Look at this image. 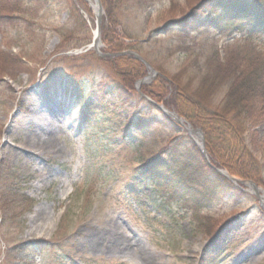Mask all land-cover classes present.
Returning a JSON list of instances; mask_svg holds the SVG:
<instances>
[{
	"label": "rangeland",
	"instance_id": "1",
	"mask_svg": "<svg viewBox=\"0 0 264 264\" xmlns=\"http://www.w3.org/2000/svg\"><path fill=\"white\" fill-rule=\"evenodd\" d=\"M121 1L118 17L135 37L147 41L143 54L172 73L180 70L181 45L208 54L213 48L207 43L222 45L231 29L218 21L214 25L220 27L211 28L209 19L218 14L203 8L199 15L208 14L202 19L206 26L200 28L197 21L162 35L161 42L171 45L166 54H174L156 56L159 47L150 35L166 21L188 15L200 0ZM40 2L45 3L39 9ZM0 14L15 18L12 27L0 21V52L21 64L0 70V203L5 205L4 211L0 207V264H264V205L250 188L209 180L214 199L204 203V216L194 225L186 216V199L170 192L169 200H163L161 191L140 176L139 166L154 151L155 140L162 147L176 134L151 123L157 113H146L145 102L116 100L109 62L82 57L96 29L85 0H0ZM243 14L234 15L247 24ZM248 28L242 35L255 33ZM106 46L102 42L103 54L109 52ZM261 73L264 77V67ZM222 78L217 73L211 83L218 85L212 92L217 100L228 89ZM59 95L76 114L56 117L55 151L60 152L33 164L24 155L26 137L40 115L52 112L47 105ZM259 106L248 135L247 123L240 130L260 162L262 180L257 183L264 191V95ZM133 117L150 123L143 131L126 130ZM37 166L52 177L38 192L35 184L42 178L41 171H34ZM263 191L258 194L264 196ZM36 215L38 223L57 222L28 237Z\"/></svg>",
	"mask_w": 264,
	"mask_h": 264
},
{
	"label": "trees",
	"instance_id": "2",
	"mask_svg": "<svg viewBox=\"0 0 264 264\" xmlns=\"http://www.w3.org/2000/svg\"><path fill=\"white\" fill-rule=\"evenodd\" d=\"M101 1L105 9L101 38L107 44V50L111 52L134 50L141 53L160 75L152 84L142 85L141 92H137L136 83L148 74V69L141 61L132 56H118L104 61L94 52L82 57L93 56L99 62H109L115 75L113 93L118 94L116 100H123L125 103L136 97L140 102H145L146 113H157L151 123L163 125L176 134V137L166 141L163 147L155 141L158 148L150 154L154 157L143 162L139 170L143 178L152 182L156 191L159 193L161 191V195L159 194L161 199L169 200L170 192L177 194L178 198L187 199L189 203L184 206L186 216H189L195 225L201 216H204L202 213L204 203L209 205L214 199L208 181L212 180L215 185L229 186L228 181L209 169L199 149L176 122L163 116L141 95L143 93L152 101L177 111L194 127L201 128L206 135L208 153L220 167L242 179L260 183V162L257 161L254 151L250 149L248 141L241 138L240 125L250 122L255 111L261 107L259 104L264 95V77L261 73L264 67L263 43L256 42L255 37L250 35L228 41L222 48L215 44L211 46L213 49L208 54L205 51H197V47L183 45L185 50L180 61V70L172 73L152 58H147L142 52V47L146 43L138 41V37L124 27L118 17L123 1ZM145 1L150 4L154 0ZM202 2L205 3V7H210L213 11L220 10L224 14L229 11H244L245 14L247 12L250 14L248 18L253 21L254 28L258 25L264 28V14L258 9L264 4V0H252L250 7H247L249 6L247 3L244 5L246 8L239 4L232 5L233 3L227 0ZM44 3L40 2L39 9ZM197 5L192 7L194 11L191 15L181 17L180 20L166 21L160 31L156 32V37L151 38V41L159 47L158 53L155 51L156 56L163 54L168 58L172 57L173 52L166 54V51L171 49V45L168 42L162 43L161 35L190 25L197 15L195 12L202 6L197 8ZM12 19L15 18L0 14V21L6 20L10 27L13 24ZM13 65L21 66L16 57L0 52V70H10ZM217 73L223 77L221 83L228 88L218 100L216 95L212 96V92L217 91L218 85L211 84ZM149 123V119L133 117L128 120L126 130L143 131ZM3 181L0 179V182ZM3 185L0 183V190ZM0 207L4 211L3 203H0Z\"/></svg>",
	"mask_w": 264,
	"mask_h": 264
},
{
	"label": "bare ground",
	"instance_id": "3",
	"mask_svg": "<svg viewBox=\"0 0 264 264\" xmlns=\"http://www.w3.org/2000/svg\"><path fill=\"white\" fill-rule=\"evenodd\" d=\"M90 4L93 8H95L94 7L95 5L91 1H90ZM63 100H64L63 97L60 96L58 99L53 101L51 108L53 110H56L58 102L62 103ZM49 105L50 104H48L47 106ZM40 107L41 106H39V109ZM53 110H52V113H49L48 115H45V116L40 115L39 121L37 119L33 123L34 130L30 134V136L26 137L27 141L24 147V153L26 154L24 155H26V158L30 159L29 161L32 162L33 164L37 163L38 165H40L39 161L41 162L44 161L46 156L49 155L50 153H53L54 155H58L60 152L59 149L55 151L58 138L54 137L55 135H57V133H56L55 127L53 126V119L54 117H56L55 112L57 111L54 112ZM63 112L64 110H62L61 112L62 115H63ZM42 114H45V113H42ZM75 114L76 112L72 110V116H74ZM61 123H64V119ZM34 171L36 172L41 171L40 176L42 179L39 180L37 184H35V190L38 192L39 190L43 189L44 184L48 183V181H50L52 177L49 176V174H45L42 171V168H40V166L39 167L37 166V169H34ZM262 202L264 203V196L262 198ZM38 218L39 216L37 215L34 217H31L30 226L33 229V231L29 233L28 237L36 232L41 233L46 230H49L51 227H54L57 222V218H51L50 222L42 221L41 223L40 222L38 223ZM106 231L108 234H110L111 228L108 227Z\"/></svg>",
	"mask_w": 264,
	"mask_h": 264
},
{
	"label": "water",
	"instance_id": "4",
	"mask_svg": "<svg viewBox=\"0 0 264 264\" xmlns=\"http://www.w3.org/2000/svg\"><path fill=\"white\" fill-rule=\"evenodd\" d=\"M95 2H96V4H97V12H96V18L98 19V22H97V28H98V30L100 31V25H101V22H102V17H101V15H102V6H100V4H99V0H95ZM97 43H98V39L96 38V41H95V44H94V46H95V49H97ZM119 55H125V54H131L132 56H134L136 59H138V60H141V61H143L146 65H147V67H148V69H150V71L151 72H153V69L152 68H150V66L147 64V62L144 60V59H142V57L141 56H138L136 53H134V52H129V53H118ZM149 78H150V76L149 77H147V78H145L144 80H141V82L139 83V85H141V83H144V82H146V81H148L149 80ZM139 85H138V87H139ZM148 101H150L149 99H148ZM151 102V101H150ZM153 103V102H152ZM155 105L158 107V109L161 111V112H163V113H165L167 116H169L174 122H177L178 124H180L190 135H196L197 137L199 136V138L201 139V145H200V148H201V153L204 155V157H205V159H206V161H207V164H209V165H212V164H210L209 163V157H208V153H206V151H205V143H204V138H203V136H202V132H200V130H194L193 129V127L188 123V122H185L177 113H174V112H171V111H169L168 109H166L165 107H163L162 105H159V104H156L155 103ZM213 166V165H212ZM213 168L214 169H216V171L218 172V173H220V174H224L225 176H227L229 179H230V181L232 182H239V180H237L236 178H234V177H230V175L229 174H227V172L226 171H223V170H219V169H217L216 167H214L213 166ZM246 184H249L250 186H253V188L256 190V186L254 185V184H252V183H246Z\"/></svg>",
	"mask_w": 264,
	"mask_h": 264
}]
</instances>
